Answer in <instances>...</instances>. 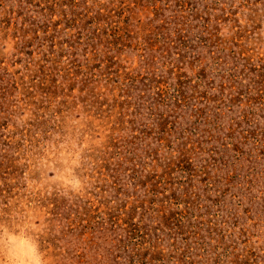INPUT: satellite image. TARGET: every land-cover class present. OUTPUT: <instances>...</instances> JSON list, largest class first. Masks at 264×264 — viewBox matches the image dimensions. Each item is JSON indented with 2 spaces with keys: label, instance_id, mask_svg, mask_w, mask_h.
<instances>
[{
  "label": "rangeland",
  "instance_id": "1",
  "mask_svg": "<svg viewBox=\"0 0 264 264\" xmlns=\"http://www.w3.org/2000/svg\"><path fill=\"white\" fill-rule=\"evenodd\" d=\"M28 216L53 264H264V0H0V222Z\"/></svg>",
  "mask_w": 264,
  "mask_h": 264
},
{
  "label": "clouds",
  "instance_id": "2",
  "mask_svg": "<svg viewBox=\"0 0 264 264\" xmlns=\"http://www.w3.org/2000/svg\"><path fill=\"white\" fill-rule=\"evenodd\" d=\"M76 163L73 159L56 170L55 175L42 176L40 185L54 179L65 187L79 190L82 181L72 170ZM31 186L30 182L29 187ZM38 219L39 217L34 216L11 217L0 222V264H53L52 259L41 248L39 236L44 232L45 225L38 223Z\"/></svg>",
  "mask_w": 264,
  "mask_h": 264
}]
</instances>
